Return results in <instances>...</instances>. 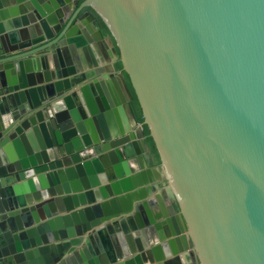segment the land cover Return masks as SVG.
<instances>
[{
  "label": "water",
  "instance_id": "water-1",
  "mask_svg": "<svg viewBox=\"0 0 264 264\" xmlns=\"http://www.w3.org/2000/svg\"><path fill=\"white\" fill-rule=\"evenodd\" d=\"M0 264H264V0H0Z\"/></svg>",
  "mask_w": 264,
  "mask_h": 264
},
{
  "label": "trees",
  "instance_id": "trees-1",
  "mask_svg": "<svg viewBox=\"0 0 264 264\" xmlns=\"http://www.w3.org/2000/svg\"><path fill=\"white\" fill-rule=\"evenodd\" d=\"M82 1V0H81ZM91 11L93 12V14L97 17V19L99 20L100 24H101V28L103 30V32L105 34H110L108 27L106 26V24L104 23V21L102 20V18L92 9L90 8ZM117 52L119 54V49L117 48ZM117 68L122 70V63L120 58L117 61ZM124 76H125V80L127 82V85L131 91L132 94V102L131 105L133 107L134 113L136 115L137 120L143 124V130L146 136V143L149 146L150 150H151V162L154 164H160L161 160H160V155L159 152L157 150V147L155 145L154 139L150 134V129L148 127V125L144 122V116H143V112H142V107L140 105V102L138 100V97L136 95V92L132 86L130 77L128 75V73H126L125 71H123ZM177 209H179V206L177 205Z\"/></svg>",
  "mask_w": 264,
  "mask_h": 264
},
{
  "label": "flooded vegetation",
  "instance_id": "flooded-vegetation-1",
  "mask_svg": "<svg viewBox=\"0 0 264 264\" xmlns=\"http://www.w3.org/2000/svg\"><path fill=\"white\" fill-rule=\"evenodd\" d=\"M119 70H121V69H119ZM123 76H124V73H123ZM124 78H125V76H124ZM145 137H146V136H145ZM148 147H149V146H148ZM149 158H150V165H151V166L159 165V164H154V163L151 162V150H150V148H149ZM160 186H161V188L164 187V183H163V181L160 183ZM173 204H174V206H175L176 211L179 212V209H177V205H178L177 202H176V201H173Z\"/></svg>",
  "mask_w": 264,
  "mask_h": 264
}]
</instances>
